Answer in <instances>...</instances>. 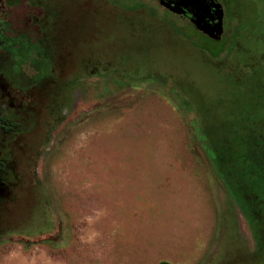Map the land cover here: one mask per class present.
Returning a JSON list of instances; mask_svg holds the SVG:
<instances>
[{"label":"rangeland","instance_id":"1","mask_svg":"<svg viewBox=\"0 0 264 264\" xmlns=\"http://www.w3.org/2000/svg\"><path fill=\"white\" fill-rule=\"evenodd\" d=\"M218 1V41L156 0L0 15V264H264V0Z\"/></svg>","mask_w":264,"mask_h":264},{"label":"flooded vegetation","instance_id":"2","mask_svg":"<svg viewBox=\"0 0 264 264\" xmlns=\"http://www.w3.org/2000/svg\"><path fill=\"white\" fill-rule=\"evenodd\" d=\"M18 1H20V0H0V15H7V16H9L10 15V13H11V8H12V6H14V4H17L18 3ZM163 1H165V0H163ZM30 2L32 3V4H38L39 6H40V4H46V8H43L42 6H40L39 8H41V13H45V14H43L42 15V18H41V26L43 27H45L46 28V23H48V21L46 22V20H47V17H46V14L48 13V12H52V11H50V9H49V7L50 6H52V2H51V0H30ZM156 2H157V4H158V0H156ZM48 3V4H47ZM160 6V5H159ZM26 7L28 8V9H30V6H29V4L28 5H26ZM45 7V6H44ZM162 7V6H161ZM220 7H221V5H220ZM32 8H35L34 6L32 7ZM162 9H166V8H164V7H162ZM29 11V10H28ZM54 11V10H53ZM47 12V13H46ZM221 12H222V7H221ZM41 13H39L40 15H41ZM30 14V13H29ZM213 15V14H212ZM51 16V15H50ZM188 18V17H187ZM186 18V19H187ZM222 18H223V13H222V16H221V20H220V22H221V28H220V34L222 35ZM185 19V20H186ZM215 19V18H214ZM214 19H211V21L209 22V25L210 26H213L214 24H215V22H216V20H214ZM27 20H31V17H29V18H27ZM187 21V23L188 24H191L192 25V23L189 21V20H186ZM3 23V21L0 19V25ZM5 26H3V27H0V29L1 28H3V29H8V25L7 24H5V23H3ZM2 29V30H3ZM198 33L199 34H201V35H203V36H207L205 33H202V32H199L198 31ZM211 35H214V32H212L211 31ZM221 35H219V38H221ZM218 38V39H219ZM217 39V40H218ZM44 41H46V39H44ZM1 94V93H0ZM5 94H8L7 92L5 93ZM0 97H2V96H0ZM19 104L17 103V106H18ZM19 107V106H18ZM3 113V112H2ZM4 114V113H3ZM5 115H6V120L9 122V123H15V127H13L12 129H10V131L6 134V135H3V136H0V147H1V145H3V142H4V140H5V138L6 137H8V136H10V134H13V133H15L16 131H18V130H20V125H19V123L15 120V119H11L10 117H9V115L5 112ZM0 154H1V152H0ZM11 164H12V161H11V159L10 158H6V159H1L0 158V185L4 188V187H7L8 185L10 186V185H12V186H15V184L9 179V177L10 176H15V174L13 173V171H12V169H11ZM7 185V186H6ZM1 191V190H0Z\"/></svg>","mask_w":264,"mask_h":264},{"label":"water","instance_id":"3","mask_svg":"<svg viewBox=\"0 0 264 264\" xmlns=\"http://www.w3.org/2000/svg\"><path fill=\"white\" fill-rule=\"evenodd\" d=\"M206 3L208 5H206ZM158 4L164 8H168L172 12L181 13L186 15V17H192V22L194 26L205 33L207 36L212 37L213 39H218L220 35L221 28V16L222 12L220 5L212 0H158ZM179 5V6H178ZM182 6V7H180ZM189 6L192 10V13H188L184 7ZM208 6V7H207ZM212 9L217 20L216 24L210 26L209 23H206L204 19L208 17V10ZM208 19V18H207ZM211 31L214 32V35H211Z\"/></svg>","mask_w":264,"mask_h":264},{"label":"trees","instance_id":"4","mask_svg":"<svg viewBox=\"0 0 264 264\" xmlns=\"http://www.w3.org/2000/svg\"><path fill=\"white\" fill-rule=\"evenodd\" d=\"M170 1V0H169ZM212 1H214V2H216L217 4H219L220 5V2L218 1V0H212ZM159 5V4H158ZM206 5H208L207 3H206ZM179 6V5H178ZM163 7V6H162ZM180 7H182V6H180ZM208 7V6H207ZM183 8V7H182ZM184 9L188 12V13H192V10H191V8L189 7V6H185L184 7ZM220 9H221V7H220ZM167 12H169L170 14H172V15H174V16H177V17H182L183 19H186L187 17H186V15H183V14H179V13H176V12H172V11H170L168 8H166L165 9ZM208 10V17H206L205 19H204V21L206 22V23H209L210 21H211V19H214L215 18V15H214V12H213V10L212 9H207ZM213 14V15H212ZM208 18V19H207ZM192 17H190V18H187L186 20H189L191 23H192V25L191 24H189L190 26H192V28L195 30V31H199L195 26H194V24H193V22H192ZM214 20H216V18L214 19ZM216 22H217V20H216ZM216 22H215V24H216ZM199 32H201V31H199ZM221 33V32H220ZM221 35V34H220ZM204 37H206L208 40H211V41H218L217 39H213L212 37H209V36H204ZM6 115H5V112H4V114L2 113V112H0V136H3V135H6L9 131H10V129H12L13 127H15V123H9L7 120H6ZM246 158L251 162V163H253V164H256V166H258L259 165V163L258 162H255V161H253V159H251L249 156H248V154H247V156H246ZM254 160H256L255 158H254ZM256 161H259V160H256ZM249 166V165H248ZM259 166H263V161H260V165ZM262 178V177H261ZM159 264H167V263H165V262H160Z\"/></svg>","mask_w":264,"mask_h":264}]
</instances>
